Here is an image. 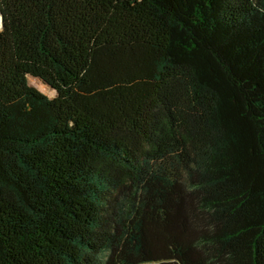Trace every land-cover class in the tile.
Segmentation results:
<instances>
[{
	"label": "trees",
	"instance_id": "obj_1",
	"mask_svg": "<svg viewBox=\"0 0 264 264\" xmlns=\"http://www.w3.org/2000/svg\"><path fill=\"white\" fill-rule=\"evenodd\" d=\"M0 13V264H264V0Z\"/></svg>",
	"mask_w": 264,
	"mask_h": 264
},
{
	"label": "rangeland",
	"instance_id": "obj_2",
	"mask_svg": "<svg viewBox=\"0 0 264 264\" xmlns=\"http://www.w3.org/2000/svg\"><path fill=\"white\" fill-rule=\"evenodd\" d=\"M28 82L29 84L33 85L34 87H36L37 89H39L41 92H43L44 94H46L49 97H53L55 95V91L52 90L50 87H48L47 85L43 84L41 81H39L36 78H33L31 76H27Z\"/></svg>",
	"mask_w": 264,
	"mask_h": 264
},
{
	"label": "water",
	"instance_id": "obj_3",
	"mask_svg": "<svg viewBox=\"0 0 264 264\" xmlns=\"http://www.w3.org/2000/svg\"><path fill=\"white\" fill-rule=\"evenodd\" d=\"M0 28H2V18H1V13H0Z\"/></svg>",
	"mask_w": 264,
	"mask_h": 264
}]
</instances>
